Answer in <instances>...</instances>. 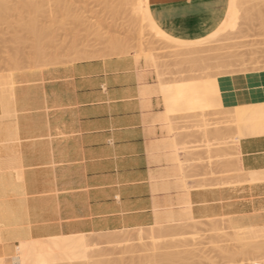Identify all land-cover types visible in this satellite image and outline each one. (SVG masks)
<instances>
[{
  "label": "crops",
  "instance_id": "0c3cea01",
  "mask_svg": "<svg viewBox=\"0 0 264 264\" xmlns=\"http://www.w3.org/2000/svg\"><path fill=\"white\" fill-rule=\"evenodd\" d=\"M148 5L164 33L188 41L218 27L228 0ZM217 82L224 110L261 105L264 115V70ZM161 85L131 54L12 74L9 116L0 100V255L31 241L51 259L80 258L87 240L75 236L188 219L264 227V130L237 142L240 185L188 189L179 147L189 139ZM249 174L262 176L243 181Z\"/></svg>",
  "mask_w": 264,
  "mask_h": 264
},
{
  "label": "rangeland",
  "instance_id": "374dc122",
  "mask_svg": "<svg viewBox=\"0 0 264 264\" xmlns=\"http://www.w3.org/2000/svg\"><path fill=\"white\" fill-rule=\"evenodd\" d=\"M15 1L8 2L13 5ZM135 2L18 0L25 10L19 8L18 14L11 11L0 18V100L4 115L9 116L7 99L15 72L131 54L154 71L157 82L162 83L168 109L175 111L171 114L176 118L178 133L189 139L179 147L185 156L182 179L188 186L184 187L240 185L242 171L234 138L237 121L234 108L221 110L220 99H215L219 96L217 77L264 70V0H239L234 28L182 46L157 37L139 17ZM35 55L37 58H33ZM200 80L208 85H201ZM221 111L227 115L223 117ZM210 126H217V132ZM210 128L212 131H208ZM261 176L244 175L243 181L253 182ZM75 237L87 240L83 257L51 259L48 251L36 249L39 245L18 241L0 255V264H10L13 258L17 264H264V227L243 226L231 216ZM15 252L18 254L13 257ZM62 252L53 255L63 258Z\"/></svg>",
  "mask_w": 264,
  "mask_h": 264
},
{
  "label": "bare ground",
  "instance_id": "6f19581e",
  "mask_svg": "<svg viewBox=\"0 0 264 264\" xmlns=\"http://www.w3.org/2000/svg\"><path fill=\"white\" fill-rule=\"evenodd\" d=\"M8 1H10V0H0V18L1 17H4V18H6V16L8 15V14H10L11 13V11L13 12V11H15V12H17V14H18V12H19V8L21 7V5H19L18 3H17V1H15L16 2V4H15V2H13L14 4L12 5L11 3L9 4V2ZM20 1V0H19ZM24 1V0H23ZM32 1V0H31ZM136 1V0H135ZM138 2V4L135 2V4H137L136 5V7H135V9L137 8V12H138V15H139V17L142 19V20H144V22H145V24L147 25V27L151 30V31H153V33L157 36V37H161V38H164L165 39V41H168V42H173V43H175L177 46H182L183 44H191V43H197V42H201V41H203V40H206L207 38H211V37H213V36H216V35H219V34H221V33H223V32H225V30L227 31V29H232V28H234L235 27V24H236V22H237V18H238V13H239V8L241 7V6H239V4H238V1L239 0H228V7H227V12H226V15H225V18L219 23V25H218V27L213 31V32H211L209 35H207L206 37H204V38H201V39H199V40H197V41H194V42H184V41H181V40H179V39H177V38H174V37H171V36H169V35H167L166 33H164V31H162L160 28H159V26L156 24V22L154 21V19H153V17H152V14H151V12H150V10H149V5H148V0H137ZM63 2V1H62ZM65 2V1H64ZM67 2V1H66ZM37 3V2H36ZM131 3H133V2H131ZM27 4V3H26ZM25 4V5H26ZM28 5V4H27ZM12 6H15V7H12ZM16 6H19V7H17L18 8V10L16 11V10H14V8H16ZM24 6V5H23ZM22 6V7H23ZM24 8V7H23ZM21 9V11L22 10H25V9ZM28 8H29V5H28ZM32 8V6L30 7V9ZM42 8V7H41ZM40 8V9H41ZM27 9V8H26ZM34 10L35 9H37V8H33ZM32 9V10H33ZM38 10H39V7H38ZM37 10V11H38ZM36 11V12H37ZM33 12V11H32ZM39 13V12H38ZM35 14V13H34ZM30 15H31V13H30ZM29 15V16H30ZM27 16V15H26ZM23 17V16H22ZM3 19V18H2ZM1 19V20H2ZM22 19V18H21ZM24 20H25V18H24ZM17 22H18V20H17ZM28 22V21H27ZM29 22H30V20H29ZM32 22V21H31ZM21 23V22H20ZM19 24V23H18ZM30 24V23H29ZM34 23H32L31 25H33ZM20 25V24H19ZM34 26V25H33ZM33 26H31V27H33ZM29 28V27H28ZM36 28V27H35ZM39 28V27H38ZM34 29V28H33ZM40 29V28H39ZM42 29V28H41ZM19 30H21V29H19ZM27 31V30H26ZM36 31H38L37 29H36ZM210 49V48H209ZM37 58V55H35V56H33V58ZM12 58H14V57H10L9 56V59H12ZM15 59V58H14ZM201 79V78H200ZM203 79V78H202ZM206 79V80H205ZM203 80H205V81H207L208 82V80H207V78L205 77ZM202 80V81H203ZM205 81H203L202 83H201V80H200V83H201V85L203 84V86L204 85H208V84H206V83H204ZM211 82V81H210ZM209 82V83H210ZM197 83H199L198 81L196 82V84ZM200 83H199V85L198 86H200ZM196 84H195V86H196ZM12 90V89H11ZM11 90H10V92H11ZM216 99V101H217V99H219V96L217 97V98H215ZM219 101V100H218ZM262 106L261 105H246V106H237V107H234V111L233 110H231V111H233L234 113L233 114H235V120L237 121V123L236 122H234V118L232 119V121L234 122V124L236 123V127H237V130H238V134L236 135V137H234L236 140L235 141H237L238 142V140L239 139H241L243 136H245V135H248V134H252L251 136H253V134H257V133H260V132H262L263 130H264V115H263V113H262V108H261ZM232 109V108H231ZM218 110H220V109H218ZM221 110H223V108L221 109ZM225 111V110H224ZM223 111V112H224ZM204 112V111H203ZM230 114H232V112H229ZM228 113V114H229ZM213 114V113H212ZM220 114H222V111H221V113ZM224 114V113H223ZM223 114H222V116H223ZM232 114V116H234ZM199 115V114H198ZM197 115V116H198ZM218 115V114H217ZM225 115V114H224ZM226 115H227V112H226ZM225 115V116H226ZM200 116V115H199ZM221 116V117H222ZM231 116V117H232ZM224 117V116H223ZM229 118H230V115L228 116ZM227 117V118H228ZM202 118H203V116H202ZM209 118V117H208ZM206 119V118H205ZM220 119V118H219ZM231 119V118H230ZM229 119V120H230ZM203 120H204V118H203ZM213 121V120H212ZM220 121V120H219ZM231 121V120H230ZM215 122V121H214ZM218 123V122H217ZM199 124V123H198ZM210 124H212V122L210 123ZM218 125H220V124H217V126ZM202 126V125H201ZM206 126V125H205ZM216 126V127H217ZM206 127H208V126H206ZM210 127H212V126H210ZM216 127L214 126V128L212 127V130L214 129V131H216L217 132V129H216ZM234 127V126H233ZM227 128V127H226ZM199 129H200V126H199ZM228 129V128H227ZM206 130V129H205ZM211 130V128H210V130H208V131H212ZM221 130V129H220ZM229 130V129H228ZM227 130V131H228ZM198 131V130H197ZM213 131V132H214ZM200 132V131H199ZM202 132H204V131H202ZM213 132H211V134L210 135H212V136H210L209 135V133H208V135L210 136V137H213ZM229 132H231V131H229ZM220 133V132H219ZM224 133V132H223ZM231 133H233V132H231ZM216 133L214 132V135H215ZM218 134V133H217ZM206 135V134H205ZM229 135V134H228ZM232 135V134H231ZM230 135V136H231ZM221 136V135H220ZM250 136V135H249ZM199 137V136H198ZM203 137V136H202ZM200 139V138H199ZM226 139V138H225ZM210 140V139H209ZM213 142V141H212ZM210 145V144H209ZM232 145V144H231ZM226 147V146H225ZM215 148V147H214ZM220 148L221 147H219V150H220ZM209 149V148H208ZM224 149V148H223ZM226 149V148H225ZM208 152V151H207ZM228 152V151H227ZM230 152V151H229ZM154 231H150V233L152 234ZM6 246V245H5ZM3 248V247H2ZM14 254V253H13ZM13 254H12V256H13ZM17 254L18 253H16L15 252V256H13V257H16L17 256ZM38 263H43L42 261H38ZM155 263V262H154ZM157 263V262H156ZM10 264H17V261L15 260V258H13V260H12V262L10 263ZM19 264V263H18Z\"/></svg>",
  "mask_w": 264,
  "mask_h": 264
}]
</instances>
